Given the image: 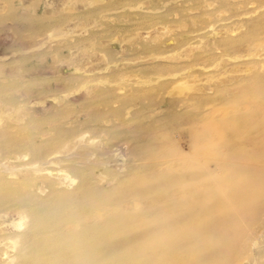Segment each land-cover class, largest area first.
Segmentation results:
<instances>
[{"label": "rangeland", "instance_id": "374dc122", "mask_svg": "<svg viewBox=\"0 0 264 264\" xmlns=\"http://www.w3.org/2000/svg\"><path fill=\"white\" fill-rule=\"evenodd\" d=\"M0 264H264V0H0Z\"/></svg>", "mask_w": 264, "mask_h": 264}, {"label": "bare ground", "instance_id": "6f19581e", "mask_svg": "<svg viewBox=\"0 0 264 264\" xmlns=\"http://www.w3.org/2000/svg\"><path fill=\"white\" fill-rule=\"evenodd\" d=\"M62 172V174H65V176H64V178L66 177L67 179H69L70 181H71V183H75L76 182V179L74 178L73 179V177H71V176H69L68 174H66V172H64V171H58V173L60 174ZM85 187V186H84ZM88 187V186H87ZM86 187V188H87ZM81 210V209H80ZM102 211H103V209H102V206L101 205H96L95 207H94V209H92L91 211H90V213L89 214H87V215H80V216H77V217H75L74 218V221L76 222V223H82V222H87V221H94V220H96L97 219V217L100 215V214H102ZM82 214V213H81ZM84 214V213H83ZM86 214V213H85ZM55 215V214H54ZM96 222V221H95ZM88 223V222H87ZM86 223V224H87ZM91 225V224H90ZM16 228H18V227H22V224L21 223H19V224H16ZM43 244V243H42ZM78 244V243H77ZM51 246V245H50Z\"/></svg>", "mask_w": 264, "mask_h": 264}]
</instances>
